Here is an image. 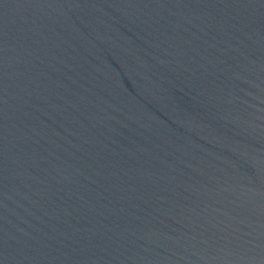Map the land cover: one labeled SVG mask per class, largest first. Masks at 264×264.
I'll return each instance as SVG.
<instances>
[{
    "label": "water",
    "instance_id": "water-1",
    "mask_svg": "<svg viewBox=\"0 0 264 264\" xmlns=\"http://www.w3.org/2000/svg\"><path fill=\"white\" fill-rule=\"evenodd\" d=\"M0 264H264V0H0Z\"/></svg>",
    "mask_w": 264,
    "mask_h": 264
}]
</instances>
